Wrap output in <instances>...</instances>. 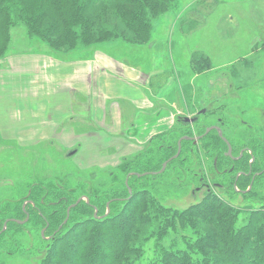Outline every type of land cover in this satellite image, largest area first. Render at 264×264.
Instances as JSON below:
<instances>
[{"label":"rangeland","instance_id":"374dc122","mask_svg":"<svg viewBox=\"0 0 264 264\" xmlns=\"http://www.w3.org/2000/svg\"><path fill=\"white\" fill-rule=\"evenodd\" d=\"M174 1L169 10L153 19L151 37L143 45H130L135 42L128 43L112 37L103 42L94 39L87 47L55 50L41 38L32 36L26 24L10 27V41L0 61L8 54L26 52L54 57L57 60L56 68H64L60 73L61 82L57 85L58 93L51 97L46 94L39 97L46 110L38 119L27 120L33 125L25 123L22 126L25 127L24 136L17 134L22 128L9 127V130L0 127V223L17 217L23 200L28 198L30 190L35 196L39 185L48 189H61L66 194L63 198L70 199L82 193L94 194L95 190V193L102 194L121 188L122 181L117 176L120 166L129 162L133 164L132 173L144 174L149 172V167L145 165L147 160L159 154L160 140L155 139L149 145L134 144L130 138L136 140L129 134L143 139L144 134L154 130L160 132L162 128L154 126L158 116L153 119L159 108H162L160 117L172 113V104L182 111L183 103L190 112H184V115H193L204 108L209 111L212 108V89L229 85L223 77L221 79L223 72L236 71L237 81H243L244 85L247 80H256L258 73L263 74L261 68L256 70L255 67L252 69L244 65L256 61L254 66H262V58L248 56L264 50V0ZM115 8L114 4L104 3L88 10L91 11L88 14L91 20L99 17L95 23L97 27L93 29L96 35L101 26L123 31ZM258 54L263 57L261 52ZM84 64H87L86 70H93L94 74L105 73L98 80L102 91L126 97L110 98L105 103L108 111L113 104H119L124 112L132 114L131 118L134 116L132 127L128 126V120H123L121 130L127 129L129 133L120 135L117 130L103 127L93 120L91 114L85 117V110L82 111L75 103L70 111L63 87H80V82L86 78L80 71L84 70L81 67ZM248 68L250 72H247ZM71 72L74 76L69 78ZM219 72L221 76H218ZM217 78L222 81L217 82ZM259 78L264 77L261 75ZM23 88H29L25 80L20 89ZM14 91L10 90L8 95L2 97L1 105L20 103L13 101L14 98H34L32 93H12ZM49 98L51 102L47 104ZM127 98H137L143 104L145 101L148 107L137 109ZM55 108L58 111L55 115L58 124L48 127V122L46 128L42 123L49 116L50 109ZM203 119L205 122L209 116ZM144 123L146 126H143ZM174 127L175 131H179L177 124ZM165 129H162L164 137L160 138L169 143L174 138H169L168 129ZM45 131L48 134L44 135ZM73 152L75 154L70 156ZM204 156L207 157L203 160L208 158L206 167L211 171L213 158ZM154 164L159 166V160ZM190 164L189 160L183 164L185 167L180 163L171 164L163 174L138 178L140 181L132 183L134 191L144 190L150 199L180 211L215 196L226 202L238 215V227L246 225L256 213H259L260 224H264V176L248 195L237 194L230 186L227 190L214 187L208 192L196 189L200 183L193 175L195 170ZM219 180L222 182L217 176L216 181ZM11 230L0 237V264H44L52 238H43L44 230L35 229L32 224ZM180 233H183L182 229ZM165 241L168 246L170 242L168 239ZM147 242L142 249V264H151L156 259V240L149 238Z\"/></svg>","mask_w":264,"mask_h":264},{"label":"trees","instance_id":"16d2710c","mask_svg":"<svg viewBox=\"0 0 264 264\" xmlns=\"http://www.w3.org/2000/svg\"><path fill=\"white\" fill-rule=\"evenodd\" d=\"M174 2L0 0V58L4 56L10 41V27L20 23L27 25L32 36L41 38L55 50L87 47L94 39L103 42L112 37L128 43L135 42L130 45L144 44L151 37L153 19L169 10ZM104 3L115 5L122 32L103 26L98 28L100 32L97 35L93 32L99 17L91 20L88 18L91 11L88 10ZM160 137L164 135L155 139L163 143ZM172 137L174 139L169 141L166 154L160 151L158 156L147 160L145 165L149 171H159L162 164L176 154L180 135ZM206 140L205 143H208ZM189 145L184 150H190ZM156 160H159V166L154 164ZM180 161L182 158L173 164ZM119 169L117 176L122 181V184L119 182L121 188L111 193L100 194L95 193V190L94 194L82 193L75 199L65 197L67 202H64L66 194L61 189L37 187L33 198L37 196L40 200L45 197L47 202H58L62 198L57 208L47 210L42 207L38 211L31 207L29 210L27 224H32L35 229H44L48 225L47 235L52 237L44 264H142L143 245L148 243L149 238L156 240V259L151 264H264V224L259 222V213L253 214L246 225L238 227V215L226 202L215 196L183 211L167 208L157 200L150 199L144 190L134 191L132 183L140 181L137 177L129 180L133 190L129 198L125 182L133 172V164L127 162ZM82 197H87L89 203L83 200L72 209L67 224L63 225L67 209ZM110 201L109 215L102 219L95 218L96 210L99 217L106 214ZM15 218L26 219L22 207ZM3 224L0 223V228ZM22 228L19 224L11 223L8 230ZM166 239L170 242L168 246L165 245Z\"/></svg>","mask_w":264,"mask_h":264},{"label":"flooded vegetation","instance_id":"af4514ba","mask_svg":"<svg viewBox=\"0 0 264 264\" xmlns=\"http://www.w3.org/2000/svg\"><path fill=\"white\" fill-rule=\"evenodd\" d=\"M259 52L263 54V57H259ZM248 57L263 59L261 67H259L260 65L254 66L256 61L244 65V67H252V69L255 67L256 70L261 68L263 74L258 73L256 80H247L244 85L243 81H237V78L235 77L236 71L234 73L225 71L223 72V75L219 72L218 76L222 75L221 79L223 77L229 85H225L223 88L222 86H216V88L212 89V94H210L212 108L209 111L205 108L201 109L193 115H184L181 113L176 117L174 122V125H178L179 131L174 130V125L168 129L169 138L175 136V133L180 134L183 132L177 141V147L179 140L183 137L192 139L203 137L198 140L197 143H194V140L183 141L182 151L179 156V158H182V161L179 162L182 165L185 164L188 159L191 161L190 165L195 170L193 175L198 178V182L200 183V185L196 187L198 190L202 189L211 192L214 187L219 190H227L230 186L233 192L241 195H248L255 189L254 187L256 183L263 179L264 78L260 79L259 76L262 75L264 77V50H259ZM246 70H248L247 72L251 71L250 68ZM221 79L218 80L217 78V82L222 81ZM208 116L209 120L204 122L203 118ZM187 118L190 120L195 119V121L193 123H188L186 121ZM209 128H211L210 133L204 136ZM163 134L164 133L161 135ZM155 138L149 139L146 145L152 144ZM206 139H208V143H205L207 141ZM163 143L159 150L162 154H166L169 145L168 143L165 145ZM188 143L190 144V150H184ZM176 154L168 158L165 162L173 158ZM206 154H208L211 159L213 158V167H211V171L210 168L208 170L206 167V164L208 166L206 161L208 158L203 160L206 157L204 156ZM178 159L170 162L167 169ZM194 159L195 161H193ZM200 161H202L201 166ZM203 168H205V170ZM167 169L165 171H167ZM159 171H149L146 173ZM217 176H220L222 182H220V180L219 182L216 181ZM206 179H208V181H206ZM32 194L33 191L30 190L28 198L23 200V205L26 204V211L23 210V205L22 211L26 218L27 215H29L31 207L38 211H40L42 207L49 210L51 208H57L59 201L62 200L60 199L58 202H47L45 197L39 200L36 196L32 199ZM63 201L67 202L66 198H63ZM12 220L24 221L26 219H6L3 227L0 228V236H3L8 232L9 224L16 223ZM7 221L8 226L5 231H3L4 225ZM47 227L43 229L45 230V234L48 233Z\"/></svg>","mask_w":264,"mask_h":264},{"label":"crops","instance_id":"0c3cea01","mask_svg":"<svg viewBox=\"0 0 264 264\" xmlns=\"http://www.w3.org/2000/svg\"><path fill=\"white\" fill-rule=\"evenodd\" d=\"M57 60L54 57L46 56L44 54H30V53H20V54H8L5 59L0 61V127H4V129L11 128H22V131L17 132L20 136H24L22 126H25V123H28V119H38L42 112L46 110V106L43 105V101L39 99L42 94H46L49 97L54 96L58 93L59 86L61 82L62 75L60 74L64 67L56 68ZM86 65H81L84 70H80L81 75H86V78L80 82V87L70 86L69 88L63 87L66 101L70 104V111L73 110L72 104L75 103L78 108L81 110H85V117H88L91 114V117L98 124L103 127H109L113 130H117L120 135L125 132L129 133V130H121L123 120H128V126L132 127L134 122V116L131 118L132 114L126 113L123 111V108L119 104H113L111 109L108 111L106 107L105 101L110 98H126L121 96H115L111 93L107 94L102 91L99 87L98 80L105 76V73L102 75L94 74L93 70H86ZM74 76L73 72L69 74V78ZM24 80L27 81L29 88L20 89L21 85L24 84ZM64 80V78H63ZM131 81V80H130ZM63 82V81H62ZM133 82V81H132ZM136 82V81H135ZM10 90H15L12 93H16L17 91H21V94H29L32 93L34 95L33 99H12L13 101H18L17 105L13 104H3L1 105L2 97L8 95ZM85 95V97H84ZM36 96V97H35ZM127 100L134 104L137 109H145L148 107V104L144 101V104L141 100H137V98H127ZM165 100V99H163ZM32 101V103H30ZM166 101V100H165ZM51 102L49 98L47 101ZM162 104V101L159 103ZM38 107L35 109V106ZM167 105V104H166ZM146 106V107H141ZM173 111L172 113L168 112V115L165 117H160L162 113V108H159L158 114H155L153 119H156L155 127H161L162 129L165 127L166 129H170L176 120V117L184 112L186 114H190L189 109L185 108L182 103L183 110H177V105L172 104ZM150 106L149 108H151ZM19 108H21L19 110ZM67 111V110H66ZM65 111V112H66ZM70 111L69 114H70ZM166 111V110H165ZM57 109H50V114L46 117L43 126H46V123H50L48 127H52V125L58 124L55 115L57 113ZM67 112V113H68ZM97 116H96V113ZM100 112V115H98ZM26 118V122L24 119ZM32 124L33 123H28ZM143 126H146L144 123ZM35 127V125H34ZM46 126V128H48ZM157 132L154 130L152 133L144 134L143 139L139 138L137 135L129 133L131 136H134L136 142L133 138H130V141L134 144H147L148 140L151 138H155L164 131ZM165 129V130H166ZM10 130V129H9ZM48 131L43 132L44 135L48 134ZM41 130H39V134Z\"/></svg>","mask_w":264,"mask_h":264},{"label":"water","instance_id":"95a60500","mask_svg":"<svg viewBox=\"0 0 264 264\" xmlns=\"http://www.w3.org/2000/svg\"><path fill=\"white\" fill-rule=\"evenodd\" d=\"M186 121H187L188 123H193V122L195 121V119L190 120V119L187 118ZM210 131H211V128H209V129L206 131V134H205L204 136H206L207 134H209ZM201 138H203V137H200V138H197V139H192V138H188V137H183V138H181V139L179 140V142H178V152H177V154H176L173 158H171L170 160H168L167 162H165V163L163 164V166H162V169H161L159 172L144 173V174L130 173V174L127 176V179H126V186H127L128 190H129V195H130L129 198H131L132 195H133V191H132V189L129 187V180H130V178H131L132 176L137 177V178H144V177L149 176V175H160V174H163V173L165 172V170L167 169L168 164H169L170 162H172L173 160H176V159L179 158V156H180V154H181V151H182V143H183V141H186V140H194V143H197L198 140H200ZM74 154H75V152L71 153L70 156H72V155H74ZM83 200H87V202L89 203V199H88L87 197H82V198H80V199L77 201L76 204L71 205V206L67 209V218H66V220L64 221L63 225L67 224V222H68V220H69V218H70V214H71L72 209H74V208H75L78 204H80ZM112 201H114V200H112ZM112 201H110V202L107 204V213H106L103 217H98V211L96 210V211H95V218L102 219V218L107 217V216L109 215V213H110V205H111ZM23 210L26 211V204L23 205ZM12 221H13V222H16V223H18V224H20V225H24V224H26V223L29 221V215H27V218H26V220H24V221H18V220H12ZM7 226H8V221L5 223L3 231H5V229L7 228ZM61 229H62V226H60L59 230H61ZM59 230H58V231H59ZM42 237L45 238V230L42 232ZM49 238L51 239L52 237H49Z\"/></svg>","mask_w":264,"mask_h":264}]
</instances>
